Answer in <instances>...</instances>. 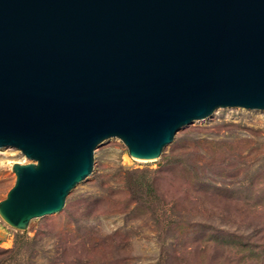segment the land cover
<instances>
[{"label":"water","instance_id":"95a60500","mask_svg":"<svg viewBox=\"0 0 264 264\" xmlns=\"http://www.w3.org/2000/svg\"><path fill=\"white\" fill-rule=\"evenodd\" d=\"M264 109V0H0V148H18L0 215L60 211L120 138L155 160L218 107Z\"/></svg>","mask_w":264,"mask_h":264},{"label":"rangeland","instance_id":"374dc122","mask_svg":"<svg viewBox=\"0 0 264 264\" xmlns=\"http://www.w3.org/2000/svg\"><path fill=\"white\" fill-rule=\"evenodd\" d=\"M30 161L0 148V201ZM0 264H264V109L218 107L155 160L103 140L60 211L0 215Z\"/></svg>","mask_w":264,"mask_h":264}]
</instances>
